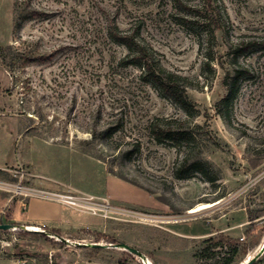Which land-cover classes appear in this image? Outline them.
<instances>
[{"label": "rangeland", "instance_id": "obj_1", "mask_svg": "<svg viewBox=\"0 0 264 264\" xmlns=\"http://www.w3.org/2000/svg\"><path fill=\"white\" fill-rule=\"evenodd\" d=\"M114 34L185 79L188 111L142 78ZM0 47H11L0 56V221L16 224L13 203L25 211L33 198L74 211L59 234L0 230V264H215L226 249L202 257L208 238L181 228L244 207L258 222L235 264H264V0H0ZM234 67L246 72L224 102ZM166 120L194 142L159 143L150 126ZM47 144L76 153L55 161L85 180L37 188ZM185 156L206 172L177 179ZM112 176L138 190H123L134 202L105 195Z\"/></svg>", "mask_w": 264, "mask_h": 264}, {"label": "crops", "instance_id": "obj_2", "mask_svg": "<svg viewBox=\"0 0 264 264\" xmlns=\"http://www.w3.org/2000/svg\"><path fill=\"white\" fill-rule=\"evenodd\" d=\"M58 153L70 154L75 157L76 153L70 152L67 148L59 144H47L43 148L42 157L34 165L35 184L37 188L49 189L52 187V182L58 181L62 186H69L70 177H75L77 180H85V177L75 172H70L64 161H57L59 168H55L56 155ZM62 166V169H60ZM88 177V176H87ZM90 179V178H89ZM54 180V181H53ZM87 180L86 183H88ZM133 192L135 196L138 195V190L121 180L110 177L108 179V186L105 194L116 202H134L130 197L124 196L123 190ZM123 194V195H122ZM10 212V211H8ZM13 221L20 227H45L49 230H59L60 232L66 229L69 225L74 223V211L64 205L55 203L49 199H30L25 211L21 209L19 202L13 203L12 212ZM258 219L254 221V226H251L248 209L246 207L237 211H228L221 216L206 221L193 222L192 226H186V230L181 228L183 234L198 238H209L219 234L229 236L234 239H241L247 237L251 229L254 228ZM182 227V225L180 226ZM259 231V232H258ZM257 233L261 237L264 233V227L258 230ZM98 234H103L98 232ZM105 235V234H104ZM245 239V238H244ZM243 241V240H242Z\"/></svg>", "mask_w": 264, "mask_h": 264}, {"label": "trees", "instance_id": "obj_3", "mask_svg": "<svg viewBox=\"0 0 264 264\" xmlns=\"http://www.w3.org/2000/svg\"><path fill=\"white\" fill-rule=\"evenodd\" d=\"M20 8L16 6L15 12L18 14ZM33 14H37L33 11ZM112 35V32H111ZM114 39L118 43L126 46L127 49L137 55L138 64L137 66L141 70L142 78H144L148 83L153 86L156 90L161 92L162 94L169 95L176 99L180 105L188 111L189 100L186 95V87L187 84H180V80H185L184 78L173 74L171 72L166 71L162 67H155L149 56L146 55L145 50H143L139 43H137L134 39L126 35L114 34ZM11 49V47H0V56H4L5 52ZM246 72L245 69L239 67L233 68V73H228L224 79V86L226 87V95L223 98V101H231L237 95L239 91V81ZM160 121V120H159ZM158 121V122H159ZM157 122V121H156ZM157 122V123H158ZM166 123L163 125L153 123L150 127L153 128V137L159 143H169L172 147L176 149H182L184 146L194 142V135L191 131L185 129L184 125L174 126L170 120H166ZM114 129V126H110L107 131H111ZM117 129V128H115ZM116 131V130H114ZM87 153V152H86ZM189 159L185 156L180 163V166L176 168V177L177 179H182L185 173L195 169L206 172L204 166L201 161H195L192 164H189ZM121 179L126 180L122 176ZM249 219L251 221V226H254V221L257 219L252 215L250 210H248ZM2 224V221H0ZM18 227L17 224H14ZM20 227V226H19ZM20 229H17L19 231ZM42 231V232H41ZM46 231L53 232L55 234H59V230H49L45 227L41 228L39 232H30V235L40 236L42 233ZM101 237L109 238L110 242H117L115 238H110L104 234H99ZM241 239H234L229 236H225L223 234H219L214 237H210L204 241V243L209 244L202 252L201 256L211 255V251L217 248L226 249L223 253V256L220 257L219 260L215 262V264H235L238 257L242 255H246L249 252L248 248H244L241 243ZM215 255V254H214Z\"/></svg>", "mask_w": 264, "mask_h": 264}, {"label": "water", "instance_id": "obj_4", "mask_svg": "<svg viewBox=\"0 0 264 264\" xmlns=\"http://www.w3.org/2000/svg\"><path fill=\"white\" fill-rule=\"evenodd\" d=\"M16 228L17 226H15L14 224H5V223L0 224V230L7 231V230H13ZM116 246L124 249L125 251H128L131 254L141 255L140 251H138L136 248H133L125 243H120ZM247 264H253V260H249Z\"/></svg>", "mask_w": 264, "mask_h": 264}, {"label": "bare ground", "instance_id": "obj_5", "mask_svg": "<svg viewBox=\"0 0 264 264\" xmlns=\"http://www.w3.org/2000/svg\"><path fill=\"white\" fill-rule=\"evenodd\" d=\"M213 204H204V205H201V206H199V207H196V208H194V209H192L190 212H198V211H201V210H203V209H206V208H209V207H211Z\"/></svg>", "mask_w": 264, "mask_h": 264}, {"label": "built area", "instance_id": "obj_6", "mask_svg": "<svg viewBox=\"0 0 264 264\" xmlns=\"http://www.w3.org/2000/svg\"><path fill=\"white\" fill-rule=\"evenodd\" d=\"M30 193H33L32 191H30ZM241 240H244V238H241Z\"/></svg>", "mask_w": 264, "mask_h": 264}]
</instances>
